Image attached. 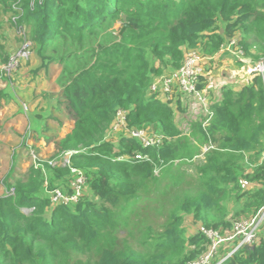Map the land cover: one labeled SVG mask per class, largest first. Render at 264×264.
Segmentation results:
<instances>
[{
    "label": "trees",
    "instance_id": "1",
    "mask_svg": "<svg viewBox=\"0 0 264 264\" xmlns=\"http://www.w3.org/2000/svg\"><path fill=\"white\" fill-rule=\"evenodd\" d=\"M0 18V27L5 21L17 30L29 27L40 70L65 65L59 103L74 126L53 158L75 151L71 166L85 173L101 202L83 194L54 205L44 195L46 169L65 179L69 166L44 162L12 183L4 179L15 195H0V264H188L209 248L201 226L231 230L264 204L263 78L243 72L250 80L241 88L223 85L205 127L207 116L192 95L164 101L150 90L157 78L177 71L190 50L214 57L235 39L248 59L264 58V0H0ZM124 23L130 26L121 35ZM0 48L2 64L11 53ZM208 80L202 76L199 88ZM121 110L128 128L154 130L164 139L145 146L121 130L117 141L109 140ZM210 144L205 158L197 157ZM196 160L203 162L194 174L182 169L180 163ZM156 168L173 178L162 194L171 187L176 193L165 202L158 228L148 223L135 245V234L124 236L122 227L129 205L159 180ZM28 207L34 208L29 214ZM189 215L198 227L192 234L184 225ZM223 264H264V238Z\"/></svg>",
    "mask_w": 264,
    "mask_h": 264
},
{
    "label": "rangeland",
    "instance_id": "2",
    "mask_svg": "<svg viewBox=\"0 0 264 264\" xmlns=\"http://www.w3.org/2000/svg\"><path fill=\"white\" fill-rule=\"evenodd\" d=\"M15 9L19 10L17 6L15 7ZM0 34L3 35V37L0 36L1 46L3 47L4 51L10 52L11 54L14 53V50H19L17 48H21V46L23 45L22 41L23 39H25V37H28V40L32 42L29 48L31 52L29 60H22L21 66L15 71L14 76L10 80L7 78L0 79V109L6 110H0V112L6 114L7 116H11L12 114H14L15 116V114L22 115V110L28 111V115L32 120L31 124H33L34 120L37 119V116L39 118H42V116L45 115V118L43 120V125H45V119L48 118L49 120H52L51 118H57V116H55V113L62 114L69 120H72L65 111L64 105L62 103H59L60 97H62V84L64 82L61 79V75L64 71L65 65L59 62L51 65L49 68L40 70L42 68L43 61L38 57L36 53L35 44L30 38V29L27 26H23V28H18L17 30L14 25H11L10 21H5L3 23V26L0 27ZM225 55L213 61L212 66L215 63L224 64L226 62H230V64L234 65L236 69L240 68V70H244L245 65L242 62L235 60L233 57ZM225 76L227 77L228 75L226 74ZM225 76H222L220 78L221 80L218 82V84H237L233 79V75L230 76V78H226ZM218 89L220 90V87H218ZM214 97L215 96L213 93L211 101H215ZM194 108V104L192 103V101H190L191 112ZM199 109L202 110L201 107ZM188 115L192 119L197 118L194 113H192V116L191 113ZM59 116L61 115H58V117ZM177 118L181 127L183 126L184 128H186V123L184 122L183 124V119L181 118V116H177ZM38 124L40 126L39 122ZM55 132L56 133L53 132V136H60V131L57 130ZM121 134L122 131H115L111 128L108 139L115 142L118 140ZM5 148L6 146L4 147V149ZM7 150L9 151L8 158L5 157L6 155L0 154V195H5L8 190L5 184H3L4 179L8 178V182L12 183L19 176L27 174L32 167H28L25 171H23L21 165H19V159L22 156V153L16 154V149L12 152V147H8ZM55 154L56 152L48 154L45 156V159L52 160ZM55 159L58 161V163L61 161L60 157H56ZM202 162L203 161L196 160L193 162H182L180 164H182V169L190 175L194 174L196 166L200 165V163ZM57 165L63 166L62 164ZM45 174L46 180L42 192L46 197H48V191L54 188H60L65 192L72 191L74 187L73 181H75L74 173H72L65 179H58L53 177L51 174V169L47 168ZM155 174L158 175L159 180L157 182L150 183L148 187L144 188V196L138 203L129 205V211L127 212L125 218L127 225L122 227L125 232L123 234L124 236H126L127 233L135 234L134 239L130 238V241L135 245L138 244L137 239L140 236V230L148 223H152L154 224L155 228H158V223L163 221L165 218V202L168 199L172 198L176 193L175 190L171 187L169 188V195L164 196L162 192L166 190L168 186L172 185L173 178L171 175L161 173L159 171V168H156ZM252 186L254 185H246L245 187L248 188ZM83 194H87L95 202L101 203L100 200H98L95 195L91 193V190L86 183L83 188ZM234 203L230 204V218H232L235 212V210L233 211V209H235ZM184 225L188 228L189 234L194 233L198 229V227L193 223L192 215L186 216Z\"/></svg>",
    "mask_w": 264,
    "mask_h": 264
},
{
    "label": "built area",
    "instance_id": "3",
    "mask_svg": "<svg viewBox=\"0 0 264 264\" xmlns=\"http://www.w3.org/2000/svg\"><path fill=\"white\" fill-rule=\"evenodd\" d=\"M17 17L13 18L16 21ZM32 42L25 37V41L21 48L10 54L9 59L0 64V79H11L15 71L21 66L22 60H29L31 55L30 46ZM233 51L236 53L240 61L245 65L244 73L249 76L260 75L264 80V59L253 62L248 59L243 50L236 46V40H231L222 46L219 53L224 51ZM218 53V54H219ZM214 57L204 56L195 50L186 52L182 66L175 72L163 75L155 80L151 85V92L157 94L162 100H173L177 94L192 95L196 104L202 108L204 115L207 116L203 122V126H207L214 112L210 108L213 103L209 98L207 85L204 89L199 88V83L202 76H208L207 62ZM26 108V105H25ZM112 129L115 131L126 130L128 135L139 138L145 146L160 144L164 139L163 135L157 134L154 130L145 129H130L127 126V111H119L113 123ZM214 146H202V154L197 156L202 159L205 158V153ZM75 151H68L60 154L61 161L53 158L52 160H41L35 149H30L29 154L33 160L35 167L43 166L42 163L47 162L50 165L62 164L63 166L71 167V173L75 174L74 187L71 192H65L60 188H54L48 191V196L54 204L60 203H74L77 202L83 195V188L86 183V176L80 169L71 166V157ZM137 155V158H146ZM195 157V159L197 158ZM264 159V154H263ZM160 171V169H159ZM7 195H15V188L11 187L7 190ZM33 207L23 208L27 214L33 211ZM203 231L209 239L208 250L200 255L197 259L190 261L188 264H223L227 259L240 251L244 246H253L258 244L264 238V204L258 210L248 216L235 220L231 230L222 232L208 227L201 226Z\"/></svg>",
    "mask_w": 264,
    "mask_h": 264
},
{
    "label": "crops",
    "instance_id": "4",
    "mask_svg": "<svg viewBox=\"0 0 264 264\" xmlns=\"http://www.w3.org/2000/svg\"><path fill=\"white\" fill-rule=\"evenodd\" d=\"M223 55L233 57L235 60L240 61L236 53L226 50L221 52V54H217L214 58L207 62L206 68L209 73V80L206 85L210 95L209 98H211L213 93L214 96L221 94V88L225 84H218V82L221 80L220 78L226 74L228 75L227 77L225 76L226 78H230L232 75L234 76L233 79L237 84L233 85L237 89L241 88L250 80V77L243 73L244 70H240V68L236 69L234 65L230 64V62H226L224 64L215 63L212 66L213 61ZM218 87H220V90ZM0 110L6 111L5 109ZM58 115L61 116L58 117ZM55 116H57V118H51L52 120H49L48 118L45 119V125H43L45 115L42 116V118L37 116V119H35L33 124H31L32 120L28 115V111L22 110V115L15 114V116L14 114L7 116L6 114L0 112V154L6 155L5 157L8 158V147H12V152L16 149V154L22 153V156L19 159V165H21L23 171H25L28 167L33 166V160L29 154V150L32 148L36 150L41 160H46L45 156L56 152L57 142L61 139V137L63 138L67 133L71 132L74 126V121L69 120L64 115L55 113ZM38 122L40 123V126ZM57 130L60 131V136H53ZM5 146L6 148L4 149Z\"/></svg>",
    "mask_w": 264,
    "mask_h": 264
},
{
    "label": "water",
    "instance_id": "5",
    "mask_svg": "<svg viewBox=\"0 0 264 264\" xmlns=\"http://www.w3.org/2000/svg\"><path fill=\"white\" fill-rule=\"evenodd\" d=\"M130 26L129 23H124L123 29L121 30L120 34L122 35L123 32L125 31L126 27Z\"/></svg>",
    "mask_w": 264,
    "mask_h": 264
},
{
    "label": "bare ground",
    "instance_id": "6",
    "mask_svg": "<svg viewBox=\"0 0 264 264\" xmlns=\"http://www.w3.org/2000/svg\"><path fill=\"white\" fill-rule=\"evenodd\" d=\"M238 57V56H237ZM239 59V58H238Z\"/></svg>",
    "mask_w": 264,
    "mask_h": 264
}]
</instances>
